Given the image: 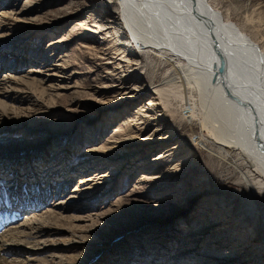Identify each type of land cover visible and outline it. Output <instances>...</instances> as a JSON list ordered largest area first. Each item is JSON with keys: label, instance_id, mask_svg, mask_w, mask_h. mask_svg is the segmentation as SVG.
Masks as SVG:
<instances>
[{"label": "rangeland", "instance_id": "1", "mask_svg": "<svg viewBox=\"0 0 264 264\" xmlns=\"http://www.w3.org/2000/svg\"><path fill=\"white\" fill-rule=\"evenodd\" d=\"M32 2L30 6L27 0H20L19 4L28 8L15 19L17 25L5 39L10 44L5 57L14 63L22 58L26 66L18 73L2 68L0 81L18 78L27 86L18 97L27 101L33 95L39 105L34 104L30 110L20 100L7 102L20 111H8L7 117H0V146L19 147L51 135L56 145H51L54 149L46 159L50 161L53 153L61 154L58 160L63 156L53 171L60 168L65 173L68 168L81 166L70 177L64 174L70 188L57 186L53 180L54 193L48 195L44 185L48 180L44 182L42 171L34 173L36 178L25 179L21 176L23 167L29 169L25 163L10 167L0 162V188L6 191L5 196L10 194L7 197L11 202L12 193L17 191V198L24 203L22 194L27 186L29 204L40 190L49 196V204L59 200L61 194L55 191L58 188L64 195L69 193H65L66 189L81 190L88 175L106 174L111 178L98 193L62 214L72 219L81 217L84 222L70 226L74 231L65 227L57 238L46 237V248L59 250L61 256L79 257L70 264H115L121 259L126 264H174L178 262L172 259L178 253L183 255L180 264H264V190H259L258 185L241 184L244 171L229 159L224 163L217 144L194 115L190 89L167 82L179 72L176 66L167 60L159 63L156 55H140L120 45L128 39L116 19L114 3L105 10L98 0ZM209 2L222 16L226 7L239 10L238 15L248 14L240 15L243 17L254 16L251 28L246 26L245 30L255 33L254 39L264 53V0ZM228 14L233 15L231 10ZM49 43L57 47L55 51ZM33 48H39L40 53L29 54ZM59 59L65 60V68L50 78V72L56 71L52 60ZM110 114L115 121L91 146L86 140L88 131L104 126ZM120 132L127 140L110 149V138ZM151 135L167 140L154 145L144 140ZM105 146L108 149H103ZM160 155L162 158L156 160ZM114 157H119V161ZM29 164L38 169L33 162ZM47 165L44 163L39 170ZM164 165L173 170V177L167 176L168 171H161ZM12 167L18 169V177L16 183L9 184L14 175ZM62 173L57 176L62 177ZM13 185L14 190L10 191ZM250 203L255 205L253 215L249 214ZM23 205L18 207L21 215L11 209L19 217L9 227L3 226L0 233L31 216L30 207ZM44 208L45 205L39 210L43 212ZM12 212L6 213L13 216ZM239 219L249 223L241 227ZM72 233L77 241L67 245L65 240ZM48 257L49 252L45 251L37 259ZM20 259L24 261V257Z\"/></svg>", "mask_w": 264, "mask_h": 264}, {"label": "bare ground", "instance_id": "2", "mask_svg": "<svg viewBox=\"0 0 264 264\" xmlns=\"http://www.w3.org/2000/svg\"><path fill=\"white\" fill-rule=\"evenodd\" d=\"M98 1L103 5L102 9L104 8L105 10H108L109 5L112 3L116 5L115 7L118 11L116 19L118 24L123 27V35L128 39L127 42L120 43L123 48L126 46V48L134 49L140 55H156L159 63L167 60L176 66L175 70L177 69L176 71L179 72L170 76L167 82H171L174 86L181 89H190L189 91L193 94L192 98L194 100L192 108L195 111L194 115L199 119L204 130L208 132L210 140L217 144V151L224 163L226 164L229 159L230 163H234L237 169L244 171V175L240 179L241 184L247 183V187L249 185H258L259 190H264V53L261 51L260 44L254 39L256 38L253 35L255 33L249 32L250 30L246 32L248 29L245 30L246 26H251L254 16L243 17L248 14L243 15L239 12L240 15H243L240 16L238 15L239 10L233 7H226V13L222 16L212 9L209 0ZM19 2L20 0H3L0 5V70L7 67V70L17 73L24 70L25 63L23 64V61H21L22 58H18L16 63L10 62L11 60L5 57L6 53L4 51L6 48H10V44L8 45L5 40L8 35L7 32L9 33L15 28L17 25L15 19L24 14L25 10H27L26 8H28L25 4L21 5ZM27 3L31 6L33 2L32 0H27ZM94 7L100 8L96 5ZM229 9L231 14H233H230L231 16L228 14ZM224 18L229 22L225 21ZM234 20L238 21V23ZM23 47L22 45V48L19 49L21 52L24 50ZM49 47L55 48L53 51L57 48L53 44H50ZM39 50V48H33L28 53L37 55L40 53ZM45 53L46 58L48 55L47 52ZM52 62H56L54 65L56 71L50 72L53 73L50 74V78L55 77L54 73H59L66 65L65 60L62 59H59V61L52 60ZM46 70L50 71L48 68ZM29 84L31 85L32 83ZM25 85L18 81V78L9 79L6 77L0 81V117H7L8 111L19 113L20 109H13L10 105L8 106L7 102L10 101L14 103L16 100H20V104L29 105L30 110L33 109L34 104L35 107L39 105V100L33 95H31L32 97L28 96L27 101L18 97L27 88ZM110 115L104 126H97L88 131L86 140L91 146H95V142L102 136L103 131L115 121L113 114ZM126 128L130 129L128 126ZM154 135L144 140H150L154 145H160L159 142L167 140L163 137L156 138ZM54 139L53 136L49 135L41 141L23 143L19 147L0 146V162L8 164L10 167L11 165L16 166L25 163L26 165L24 166L27 169L29 168L28 170L25 167L22 169L23 175L21 176L25 177V179H31L35 176V172L42 171L41 177H43L44 182L48 180V183L46 184L45 182L44 184L47 187L48 195H53L55 185H64L70 188L64 179V174L66 173V177H70V173L77 170L81 164L66 169L65 173H62L60 168L57 172L53 171L57 165H60V160H63V156L58 160L57 158L61 154L55 153L52 154L50 161L46 159L48 152H52L54 149V147L52 149L51 145H56L52 141ZM125 139V137L122 138L121 132L112 135L110 138L112 141L110 149L117 147L119 142H125L127 140ZM50 141L53 143L50 144ZM48 144H50L49 148L47 147ZM103 149L108 148L105 146ZM57 152L60 151L57 150ZM114 158L119 161V157ZM161 158L162 156L160 155L156 160ZM30 161L38 169L30 167ZM44 163H48L47 168L43 166L39 170V167ZM224 167L226 168L227 166L224 165ZM12 168L14 175H12L13 177L11 176L13 180L9 184L16 183L18 177H16L18 169ZM163 168L161 171H168L167 176L169 178L174 176L172 169L170 170L165 165ZM90 171L91 169L88 172ZM57 173H62V177L61 175L57 176ZM153 173L157 175L155 171ZM187 176L191 175L187 174ZM58 178H62V180L59 181ZM108 179L111 178L106 174L88 175L81 190L75 189L71 191L66 189L65 193L69 192L66 195L58 188L55 191L60 193L61 196L57 201L52 200L49 203L50 205L46 204L49 196L43 195L40 190L33 195L35 198L31 204H29L28 195L30 191L27 186L24 190L25 195L22 194V196H25L23 198L24 203L17 198V191L12 193L14 201L10 202V204L15 202L16 207L24 204L26 207H30L31 212L29 213L32 214L22 223L20 222L13 227L11 225L14 224H11V228L0 233V264H47L48 259L49 264L74 263L75 259L79 257H65L58 254L59 250L50 251L49 248H46L45 238H57L61 236L60 231L65 230V227L70 230V226L74 223L84 222L81 217L72 219L63 217L62 214L69 210L73 211L78 202H82L85 198L98 193L104 185L111 182ZM53 180L56 183L54 186L51 183L54 182ZM29 182L32 181L25 180V183ZM14 185L10 191L14 190ZM2 189L0 188V205L8 206V208L4 207L3 209H8L9 211H6L8 213L12 212L10 211L12 206L10 207L6 202L7 198L10 197L5 196L6 192L4 193ZM52 190L53 192H51ZM44 205L45 208L42 212L39 209ZM254 211L255 205L250 203L249 214L253 215ZM18 217L19 215L15 213L13 216L6 213V217L0 218L2 219L0 229L6 224L9 227V224ZM62 222L67 225H63ZM247 223H249L248 220H238V225L241 227L247 225ZM60 224L62 226H59ZM70 231L74 230L71 228ZM69 233L71 232H68V235ZM33 238L35 241L30 242L29 240ZM76 241V236L72 233V236L66 238L65 243L67 245L75 244ZM45 251L49 252V257L37 259ZM20 256L24 257V261L20 259ZM182 256V254H176L172 260H177L178 263L174 264H180ZM6 257H12V259L7 260ZM234 258L238 260L237 257ZM149 259L155 260L151 257ZM251 260L252 258H249V261ZM119 263L126 264L123 259L115 264Z\"/></svg>", "mask_w": 264, "mask_h": 264}]
</instances>
